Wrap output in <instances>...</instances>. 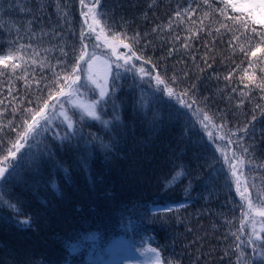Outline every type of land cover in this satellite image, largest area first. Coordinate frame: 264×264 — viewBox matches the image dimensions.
I'll return each mask as SVG.
<instances>
[{"label": "trees", "instance_id": "obj_1", "mask_svg": "<svg viewBox=\"0 0 264 264\" xmlns=\"http://www.w3.org/2000/svg\"><path fill=\"white\" fill-rule=\"evenodd\" d=\"M91 4L0 0V55L25 46L23 61H9L21 67L13 72L0 65V126L19 123L23 108L42 106L37 97L47 99L57 75H64L58 60L69 68L74 64L73 48L90 25L82 13ZM23 6L30 11H20ZM222 8L221 0H101L98 11L112 32L139 33L137 53L167 77L175 76L180 88L195 85V98L214 123L227 122L223 131L215 128L220 135L249 124L243 140L252 153L251 167L244 165L245 199L232 178L226 183L228 166L188 110L166 96L156 99L138 74L112 64L109 84L116 72L120 78L101 113L110 123L74 115L76 134L53 139V133H66L57 115L52 131L32 149L34 159L0 184V264H85L88 249L119 238L155 248L171 264H264L247 245L250 221L241 223L248 198L264 190V167H259L264 165V90L256 86L264 83V63L250 66L255 44L231 19L246 17L247 11L228 7L222 14ZM103 34L111 42L107 29ZM65 109L70 115L76 111L68 103ZM8 136L15 139V133ZM230 147L231 153L242 151ZM177 173L182 175L173 180ZM253 203L254 210L261 207ZM25 219L30 223H20Z\"/></svg>", "mask_w": 264, "mask_h": 264}, {"label": "snow or ice", "instance_id": "obj_2", "mask_svg": "<svg viewBox=\"0 0 264 264\" xmlns=\"http://www.w3.org/2000/svg\"><path fill=\"white\" fill-rule=\"evenodd\" d=\"M204 2L207 3L208 0H204ZM80 3L84 5L85 0H80ZM221 3L224 4V8L220 9L222 14L226 12L228 7H231L234 11H247L246 17H234L231 19H233L234 24L245 29L247 38L250 42L255 44L254 47L250 48V56L256 59L255 61L250 60V66H253L254 63H264V0H254V2L246 4H237L234 0H221ZM100 4L101 0H92L88 13H82L85 17L84 22L87 24L88 18L91 17L92 24L88 26L87 31L82 29L80 32L79 48H73L74 64L69 68L67 61H57V66H63L64 75L62 77L57 75L56 81L53 82L49 88L47 99L37 97L38 101H42V106L40 103H37L33 107L23 108L20 110L23 115L19 123L9 122L7 125L0 126V184L13 176L16 171L23 166L26 159L29 161L34 159L35 154L32 152V149L37 146V143L41 142L39 139L40 137L52 131L51 125L57 115L63 117L61 123L66 125V133L64 136L53 133V139L67 140L70 139L72 135L76 134L75 125L78 121L73 119L74 115H78L81 120L84 118L99 120L105 126L110 123L109 121H103L101 119V113L103 106L109 102V99H111L116 91L114 87L115 79L120 78L119 72H116L113 84H109L108 82L109 75L111 74V67L112 64H114L116 69H123L125 72L138 74L142 81L147 82L149 88L152 89V95L156 99H163V97L166 96L169 102L175 101L176 104L180 106V109H187L188 113L191 114L189 118L193 120L194 124L199 123L202 126V130L207 133L208 137L213 142L216 140L223 141L227 138L229 145L236 144L237 147L241 148L242 151L239 155H237L236 152L232 153L235 159L230 160L225 157V163L229 165L228 171L231 174L230 177L227 173L225 174L226 183L229 179L235 178L239 185L238 171L243 174L245 163L247 162L249 164V168L252 163L251 146L246 147L243 144V140L249 131V124H245L244 127L237 129L235 132L229 129L224 135H217L214 131L210 130L219 128L223 131L227 128V122L225 121L219 125L214 123V116L210 115L205 108L201 107L200 102L195 98L193 91L195 85L180 88L175 76L167 77L166 73H161L157 69L150 58L137 53L136 46L141 42L139 33L129 37L128 34L123 31L112 32L111 26L102 20V14L98 11ZM20 11L27 12L30 11V9L23 6L20 8ZM176 16H180V13L177 12ZM102 23L104 27L101 28L100 31L104 32L105 29H107L108 32L111 33L109 48L111 49L112 55L115 56V60L111 62L98 61L95 53L89 51L90 47L99 46L98 44L93 45L91 38L95 34L96 26ZM224 27L226 30H230L228 25ZM217 31H219V29H217ZM57 35H59V33H57ZM95 38L97 41L100 40L99 35H95ZM177 39H179V37H177ZM184 46L187 47V43H185ZM24 47V45H20L19 48L15 49L14 53L9 52L8 55H0V65L6 70L11 68L13 72L18 67H21L19 63L10 64L9 61L13 59L23 61L24 57L21 54V50L24 49ZM28 47H31V45H28ZM120 47L127 50L126 53H119L117 50ZM77 51L79 53L78 56L76 55ZM61 52L67 57L68 53L65 52L63 48H61ZM245 54L247 55L248 53L246 52ZM36 55H39V53L37 52ZM134 61H142V64L137 66ZM33 63H37V61L33 60ZM97 63L102 65V71H94ZM149 64H152V68L146 67V65ZM85 65H87L86 68ZM54 70L53 68V71ZM3 74L4 73H0V75ZM185 75L187 76V73H185ZM82 76L86 77V80H82ZM37 83H40V81H37ZM87 84L93 86L92 91L97 93L95 98L89 101L79 100L73 103V97L82 96L83 93L81 89ZM45 86L49 87L48 85ZM256 86L264 90V83L257 84ZM52 88H58V91H52ZM65 103H68L71 105L72 109L76 110L72 115L65 109ZM113 107L115 108L114 104ZM57 109H59V113ZM180 114L185 115L186 113L181 111ZM116 118L118 119L119 117ZM255 119L256 116L253 115L252 120ZM9 132L15 133V139H11L8 136ZM237 133H241L242 135H238ZM216 150L220 151L219 146ZM47 154L51 155L50 152ZM259 167H264V165H259ZM179 175H182V173H177L173 177V180ZM169 183H171V181H169ZM237 191H239V187ZM245 191H247V189H245ZM242 199H245V197L242 196ZM253 201L261 206L255 211V204ZM5 203H7L10 208H16V206L11 203L6 201ZM242 215H245L247 219H242L241 223L245 224L250 221L252 227V233L247 241V245L250 246L252 251L256 253V256L264 262V239H262L261 236V233H264V219H257V217L264 218V190L258 191L255 197L248 198V212ZM20 223L29 224L30 221L25 219L20 221ZM257 224H259V230L256 228ZM243 231L244 229L241 228V234H243ZM233 235H235V233ZM237 239H239V236H237ZM239 247L240 246L237 245V248ZM145 251L153 254L149 264H171V261L161 260V255L157 249L147 248ZM246 259L250 260L251 258Z\"/></svg>", "mask_w": 264, "mask_h": 264}, {"label": "rangeland", "instance_id": "obj_3", "mask_svg": "<svg viewBox=\"0 0 264 264\" xmlns=\"http://www.w3.org/2000/svg\"><path fill=\"white\" fill-rule=\"evenodd\" d=\"M237 4H246V3H252L254 0H234ZM246 11V10H245ZM90 24H92V19L89 17ZM89 26V25H88ZM95 35L100 36V40L97 41L94 37L92 39V44L96 45L98 44V47H90L89 51L91 49L92 52L95 53L96 57L98 58V61H109L111 62V59H115V56L112 55L111 49L109 48V41H107L105 38V35L103 32L100 31V25L96 26ZM93 37V36H92ZM102 42L104 46H102L100 43ZM105 50L104 53H102ZM119 53H126L123 52L121 49L117 50ZM87 65H85V68ZM94 71H102V65L97 63L96 68ZM110 76V75H109ZM82 80H86V77L82 76ZM109 82V81H108ZM85 87L88 88V91L84 88L81 89V92L83 93L82 96L79 97H73V103L78 102L79 100L89 101L91 99L95 98V93L92 94V97H88V94L92 92L93 86L90 84H87ZM57 112L59 113V109H57ZM214 131L217 135H220L218 132H216L215 129H210ZM206 133V132H205ZM207 134V133H206ZM210 139V138H209ZM211 140V139H210ZM212 141V140H211ZM213 142V141H212ZM216 149L219 146L220 151H218L221 156L224 159L225 157L228 159H235L232 156L231 153V147L228 144L227 140H216L213 142ZM238 163V161H237ZM229 168V165L226 164ZM231 175V174H230ZM238 179H239V185L236 182L235 178H232L234 182L237 185V188L239 187V193L243 196L248 195L247 192H245L246 188V181H245V174H241L239 171L237 173ZM255 211V210H254ZM150 248L147 245L145 246H139L137 244H132L131 242H127L122 240L121 238L116 239V241L108 244L106 247H96L93 250L88 249V252L86 253L87 261L85 264H149L151 261L153 254L151 252L145 251V249ZM91 251V253H89Z\"/></svg>", "mask_w": 264, "mask_h": 264}]
</instances>
